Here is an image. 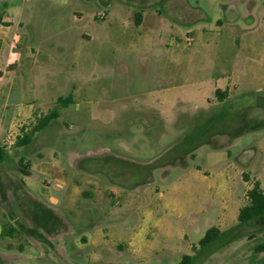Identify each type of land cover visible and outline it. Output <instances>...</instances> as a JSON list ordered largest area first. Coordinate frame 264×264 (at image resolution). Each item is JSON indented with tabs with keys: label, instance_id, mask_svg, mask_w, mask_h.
<instances>
[{
	"label": "rangeland",
	"instance_id": "1",
	"mask_svg": "<svg viewBox=\"0 0 264 264\" xmlns=\"http://www.w3.org/2000/svg\"><path fill=\"white\" fill-rule=\"evenodd\" d=\"M0 16V96L30 109L0 133V264H180L237 225L241 181L264 188V130L233 138L264 117V0H0ZM238 234L192 264L264 262V219Z\"/></svg>",
	"mask_w": 264,
	"mask_h": 264
},
{
	"label": "trees",
	"instance_id": "2",
	"mask_svg": "<svg viewBox=\"0 0 264 264\" xmlns=\"http://www.w3.org/2000/svg\"><path fill=\"white\" fill-rule=\"evenodd\" d=\"M225 1V0H222ZM1 18V16H0ZM141 16L136 15V25H139L141 21ZM216 97L219 101H222L226 93L219 90L215 91ZM57 104L61 108H67L69 105L73 104L72 96L69 95L65 98H58ZM261 107V106H260ZM58 117V111L53 110L50 113L46 114L38 120V122L31 128L29 132H24L20 137H17L14 144L15 147H23L28 145L34 134L44 130L51 121L55 120ZM242 127L235 134L233 138H238L245 134L264 130V117L262 118H251L247 119L244 117L242 120ZM7 159V151L5 147L0 144V165H2ZM247 204L242 207L237 215V225L226 230L221 231L216 227H211L204 233L203 237L198 241L196 246H192L193 256L186 255L182 258L180 264H192L196 255L207 252L214 245H217L219 242H223L228 239V242H232L239 238V230L243 225L248 223L257 222L264 219V190H262L260 183L255 181L252 185V188L246 193ZM227 238V239H226ZM255 253H264V245H259L254 249ZM261 264H264L262 262Z\"/></svg>",
	"mask_w": 264,
	"mask_h": 264
},
{
	"label": "crops",
	"instance_id": "3",
	"mask_svg": "<svg viewBox=\"0 0 264 264\" xmlns=\"http://www.w3.org/2000/svg\"><path fill=\"white\" fill-rule=\"evenodd\" d=\"M141 16V15H140ZM105 19V18H104ZM140 19H143V16H141ZM142 21H140L139 25H136L138 28L141 27L142 25ZM23 54L20 53H8V56L6 57L5 60V68L7 70L10 69H15L16 67H18L19 64L22 63L23 61ZM33 64V63H32ZM2 75V74H1ZM219 90H222L220 88H218ZM0 96V133L3 132V130H5V126H3V123L5 122H9L10 120H14L15 117H22V116H26L27 115V111L30 109H23L22 108V104H23V100H18L17 102H11L9 99V94L6 93L5 94V98L3 99V97ZM24 132H26V129H24ZM20 135H17V137H19ZM199 172V171H198ZM200 174V172H199ZM203 179H213L215 181H219V187L215 190L214 195L212 196V199L214 200V206L216 205V207H220V205H223L224 203H227L228 199L229 202L231 201V184L229 181V177H227L226 173H224L223 171H215L212 174H209L208 176H203ZM232 177L231 176V181H232ZM258 181V180H256ZM243 185L247 186V190L249 191L252 188V184L251 186L249 185V182H243L241 181ZM260 183V186L262 188L261 182L258 181ZM178 188L180 185H177ZM262 190H264V188H262ZM217 198H219V200H217ZM217 200V201H215ZM219 201L221 202V204L219 203ZM218 203V204H217ZM208 210V209H207ZM207 210L205 212H207ZM203 211V213H201L202 215H205V213ZM205 221L209 220L207 218V215L205 218H203ZM209 222V221H208ZM210 226H208L209 229ZM211 228V227H210ZM207 229V230H208ZM206 232V231H205ZM1 233V230H0Z\"/></svg>",
	"mask_w": 264,
	"mask_h": 264
}]
</instances>
